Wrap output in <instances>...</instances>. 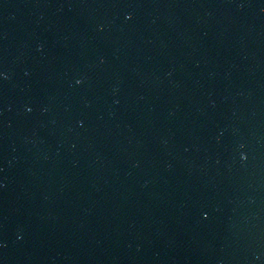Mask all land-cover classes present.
I'll return each mask as SVG.
<instances>
[{
	"label": "water",
	"instance_id": "1",
	"mask_svg": "<svg viewBox=\"0 0 264 264\" xmlns=\"http://www.w3.org/2000/svg\"><path fill=\"white\" fill-rule=\"evenodd\" d=\"M0 264H264V0H0Z\"/></svg>",
	"mask_w": 264,
	"mask_h": 264
}]
</instances>
